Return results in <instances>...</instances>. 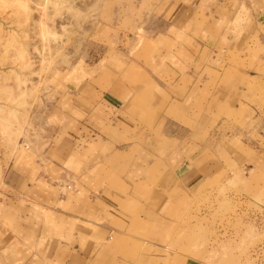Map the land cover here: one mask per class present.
Instances as JSON below:
<instances>
[{
	"label": "crops",
	"instance_id": "0c3cea01",
	"mask_svg": "<svg viewBox=\"0 0 264 264\" xmlns=\"http://www.w3.org/2000/svg\"><path fill=\"white\" fill-rule=\"evenodd\" d=\"M150 14L131 74L94 70L63 126L43 116L24 149L0 146V264H164L159 237L183 205L231 178L209 137L247 100L248 76L224 71H264V0H161Z\"/></svg>",
	"mask_w": 264,
	"mask_h": 264
},
{
	"label": "rangeland",
	"instance_id": "374dc122",
	"mask_svg": "<svg viewBox=\"0 0 264 264\" xmlns=\"http://www.w3.org/2000/svg\"><path fill=\"white\" fill-rule=\"evenodd\" d=\"M160 2L0 0V146L9 154L24 149L43 116L63 126L71 89L94 70L131 74L147 40L138 32ZM246 72L224 71L222 81L248 76L247 100L228 109L209 137L231 178L205 183L183 205L181 219L159 237L164 264H264V71ZM248 152L259 166L246 163Z\"/></svg>",
	"mask_w": 264,
	"mask_h": 264
},
{
	"label": "bare ground",
	"instance_id": "6f19581e",
	"mask_svg": "<svg viewBox=\"0 0 264 264\" xmlns=\"http://www.w3.org/2000/svg\"><path fill=\"white\" fill-rule=\"evenodd\" d=\"M26 146V145H25Z\"/></svg>",
	"mask_w": 264,
	"mask_h": 264
}]
</instances>
